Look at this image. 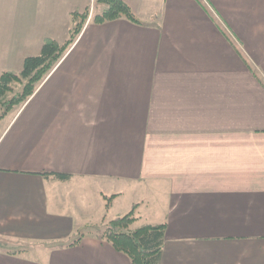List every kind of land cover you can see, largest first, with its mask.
Segmentation results:
<instances>
[{"label":"crops","instance_id":"0c3cea01","mask_svg":"<svg viewBox=\"0 0 264 264\" xmlns=\"http://www.w3.org/2000/svg\"><path fill=\"white\" fill-rule=\"evenodd\" d=\"M122 1L138 23L90 12L4 117L0 264H131L101 232L133 205L166 225L159 264H264V0ZM96 5L0 0V74ZM82 188L112 218L78 224Z\"/></svg>","mask_w":264,"mask_h":264},{"label":"trees","instance_id":"16d2710c","mask_svg":"<svg viewBox=\"0 0 264 264\" xmlns=\"http://www.w3.org/2000/svg\"><path fill=\"white\" fill-rule=\"evenodd\" d=\"M97 9L93 13L96 23H104L120 19L122 17L138 23L131 8L122 0H96ZM90 14V9L83 12L72 13L73 26L70 35L63 43L52 38H45L41 51L37 55H29L24 58L20 71L5 70L0 74V120L14 108L22 106L51 70L64 57L70 46L80 34L84 23ZM18 84L21 90L14 92L13 85ZM11 97H8V95ZM58 180L66 181L69 175L53 173ZM112 196H104L105 209L111 207ZM135 206L123 215L110 220L101 232V238L108 241L114 249L125 253L131 260V264H159L164 243L166 225L146 224L132 229L136 220L134 216Z\"/></svg>","mask_w":264,"mask_h":264},{"label":"rangeland","instance_id":"374dc122","mask_svg":"<svg viewBox=\"0 0 264 264\" xmlns=\"http://www.w3.org/2000/svg\"><path fill=\"white\" fill-rule=\"evenodd\" d=\"M90 12H95V8L93 10H90ZM13 89H14V92H18L21 90V87L18 84H14ZM8 97H11V95L9 94ZM0 113H1V110H0ZM5 123H6L5 118L0 120V132H1ZM77 194H78V199L80 201V205H81L82 209L86 208L89 211L90 210L94 211L89 217H87V218L85 217L83 219H80V221L76 217L78 224L80 223L81 226H85L89 222H91L93 224H97V223L99 224L103 220V216H105L107 220H108V218H112V216H113L112 213H107V211H105V208H103V207L101 209L97 207V205H96L97 203H96L95 199H93V196L91 195V193L88 189L82 188L81 190H79L77 192Z\"/></svg>","mask_w":264,"mask_h":264}]
</instances>
